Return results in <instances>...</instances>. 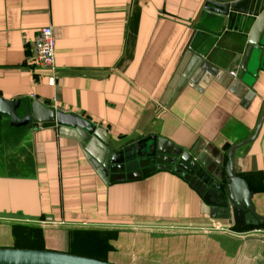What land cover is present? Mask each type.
<instances>
[{
	"label": "crops",
	"instance_id": "crops-1",
	"mask_svg": "<svg viewBox=\"0 0 264 264\" xmlns=\"http://www.w3.org/2000/svg\"><path fill=\"white\" fill-rule=\"evenodd\" d=\"M204 2L0 0V96L18 100L20 117L38 100L82 124H38L32 173L0 175V247L112 264H264V223L234 221L219 186L239 144L234 172L264 217V36L238 75L202 63L188 47ZM48 25L51 69L32 61ZM134 143L144 157L156 144L181 172L139 176L130 164L110 179L106 149ZM116 230L158 252L111 249L104 234Z\"/></svg>",
	"mask_w": 264,
	"mask_h": 264
},
{
	"label": "water",
	"instance_id": "water-1",
	"mask_svg": "<svg viewBox=\"0 0 264 264\" xmlns=\"http://www.w3.org/2000/svg\"><path fill=\"white\" fill-rule=\"evenodd\" d=\"M193 29L188 47L191 53L195 54L202 63L211 64L238 75L242 69H245L246 61L253 49L261 44L259 40H256V35L259 38L264 36V0H205L193 24ZM17 107L18 100H6L0 96V114L8 115L9 122L13 125L26 121L40 124L42 127H53L64 123L82 125L73 114L55 110L38 100L31 101L26 114L22 117L16 113ZM259 127L260 123L256 126V132ZM77 130L80 132V128L77 127ZM157 140L161 142L160 138ZM250 140L251 138L244 142ZM238 146L239 144L230 147L226 153L220 179L222 183L219 185L221 195L228 198L234 221L257 227L264 223V217L257 215L254 211L251 202L252 193L246 180L234 172V150ZM137 147L138 145L134 143L121 147L118 151H114L113 147L106 149L105 159L108 164L107 170L111 173L110 179H114L116 168L123 171L130 164L144 167L139 176L144 175L150 166L153 170L173 168L181 172L179 165L172 167V162H167V159L160 157V150L157 149L156 144L152 146V153L145 157L138 155ZM128 148L132 149L131 154L127 152ZM190 160H186L187 163H190ZM191 164L195 166L196 163L191 162ZM0 264L112 263L62 251L0 247Z\"/></svg>",
	"mask_w": 264,
	"mask_h": 264
},
{
	"label": "rangeland",
	"instance_id": "rangeland-1",
	"mask_svg": "<svg viewBox=\"0 0 264 264\" xmlns=\"http://www.w3.org/2000/svg\"><path fill=\"white\" fill-rule=\"evenodd\" d=\"M38 127L37 123L22 124L13 126L9 122L8 115L0 114V175H24L32 173L34 169V154H33V130ZM151 140L146 141L142 147L145 150L151 147ZM150 155V153L148 154ZM123 230L109 231L104 235L107 238L106 244L111 249H127L134 252L144 250L150 253L158 252L148 245L141 242L140 239H135L132 246L131 236ZM161 252L168 253L166 245L162 246ZM161 248V247H160Z\"/></svg>",
	"mask_w": 264,
	"mask_h": 264
},
{
	"label": "built area",
	"instance_id": "built-area-1",
	"mask_svg": "<svg viewBox=\"0 0 264 264\" xmlns=\"http://www.w3.org/2000/svg\"><path fill=\"white\" fill-rule=\"evenodd\" d=\"M33 58L32 61L35 65L45 68H53L54 66V49L55 39L53 29L50 25L38 29L35 33L33 40ZM234 75V73H231ZM55 102V99H52ZM57 110V107H54Z\"/></svg>",
	"mask_w": 264,
	"mask_h": 264
}]
</instances>
